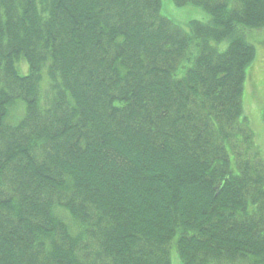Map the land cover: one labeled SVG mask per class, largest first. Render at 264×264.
<instances>
[{"label": "trees", "instance_id": "1", "mask_svg": "<svg viewBox=\"0 0 264 264\" xmlns=\"http://www.w3.org/2000/svg\"><path fill=\"white\" fill-rule=\"evenodd\" d=\"M174 1L0 0V264H264V0Z\"/></svg>", "mask_w": 264, "mask_h": 264}, {"label": "rangeland", "instance_id": "2", "mask_svg": "<svg viewBox=\"0 0 264 264\" xmlns=\"http://www.w3.org/2000/svg\"><path fill=\"white\" fill-rule=\"evenodd\" d=\"M161 1V13L186 30H189L191 20L208 21L211 18L210 14L201 6L194 4L179 6L174 0ZM247 38L254 44L256 56L246 68L242 95L243 116L247 117L255 135V142L264 154V28L249 31ZM227 45V41L218 44L221 49H225ZM16 65L22 75L30 72L29 63L24 56L16 61ZM12 108L20 111L13 118L9 116L7 121L16 124L24 114L25 101L16 100ZM170 257L171 264H182L181 257L174 245L170 248Z\"/></svg>", "mask_w": 264, "mask_h": 264}, {"label": "bare ground", "instance_id": "3", "mask_svg": "<svg viewBox=\"0 0 264 264\" xmlns=\"http://www.w3.org/2000/svg\"><path fill=\"white\" fill-rule=\"evenodd\" d=\"M42 84H44V83H42ZM11 106H12V105H11ZM11 106H10V107H11ZM19 111H20V110H19ZM19 111H17L15 108H12V110L9 111V113L11 114L10 117L13 118L14 116H16V114H17ZM182 264H183V263H182Z\"/></svg>", "mask_w": 264, "mask_h": 264}]
</instances>
